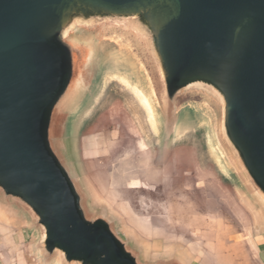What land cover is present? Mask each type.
<instances>
[{"label": "water", "instance_id": "obj_1", "mask_svg": "<svg viewBox=\"0 0 264 264\" xmlns=\"http://www.w3.org/2000/svg\"><path fill=\"white\" fill-rule=\"evenodd\" d=\"M115 45L143 64L169 134L187 105L214 112L264 230V0H0V208L25 220L41 262L193 264L147 254L77 170L72 125Z\"/></svg>", "mask_w": 264, "mask_h": 264}, {"label": "rangeland", "instance_id": "obj_2", "mask_svg": "<svg viewBox=\"0 0 264 264\" xmlns=\"http://www.w3.org/2000/svg\"><path fill=\"white\" fill-rule=\"evenodd\" d=\"M104 60L93 98L71 130V152L93 205L102 201L119 217V231L132 233L147 254L183 249L194 264H219L226 254L232 256L226 264H261L260 216L231 166L225 174L219 165L222 148L214 112L208 106L187 105L170 134L157 112L156 131L149 121L153 116L123 80L151 95L139 58L115 45ZM221 159L227 162L225 156ZM115 179L123 181L115 186L122 194L118 202L106 193ZM126 200L137 218L152 232L159 230L161 237L150 236L143 225L122 215L117 204ZM11 217L18 216L0 208V223L12 231L19 229ZM26 239L29 246L31 240ZM34 257L43 264L38 255Z\"/></svg>", "mask_w": 264, "mask_h": 264}, {"label": "crops", "instance_id": "obj_3", "mask_svg": "<svg viewBox=\"0 0 264 264\" xmlns=\"http://www.w3.org/2000/svg\"><path fill=\"white\" fill-rule=\"evenodd\" d=\"M128 181V180H127ZM123 181L121 180H116L111 186V191L107 190V196L110 197V199L114 202H118L122 196L121 192L115 190V186L122 184ZM99 188V187H98ZM100 189V188H99ZM101 190V189H100ZM103 190V189H102ZM101 190V191H102ZM103 192V191H102ZM102 203V201H101ZM119 209L122 212V215L130 222L134 223L137 225H143L144 229L142 227H139L142 229L144 232L149 233L150 236L152 237H161L162 235L160 234L159 230L151 231L150 228L147 226V224H143V221H140L137 218L136 212L133 210L130 202L128 200L123 201L121 203L117 204ZM171 206V205H170ZM8 217L9 214H7ZM17 218L11 217V220L15 221L17 225L19 226V229L17 230H11L6 228L0 223V264H40V261L38 262L36 260L37 253L34 251V238L32 232H30L27 228L26 222L22 217L18 214ZM140 223V224H139ZM138 227V226H137ZM159 231V232H158ZM25 238L31 240L28 244L25 243ZM26 239V240H27ZM195 247H193L194 249ZM172 250V249H171ZM182 252L185 253L187 256V259L189 262L193 263V257H191L188 251H185L183 249H179ZM223 257H227L226 260H223ZM264 257V256H263ZM232 260L231 255H224L219 258V264H226L229 263ZM194 264V263H193ZM215 264V263H212ZM261 264H264V258L263 262Z\"/></svg>", "mask_w": 264, "mask_h": 264}, {"label": "bare ground", "instance_id": "obj_4", "mask_svg": "<svg viewBox=\"0 0 264 264\" xmlns=\"http://www.w3.org/2000/svg\"><path fill=\"white\" fill-rule=\"evenodd\" d=\"M123 80L125 81V83L128 85V86H132L135 93L140 97V99L143 101L144 105L147 107V110H148V115L150 116V114L153 116L154 120L153 122L149 119L150 123H151V126L154 130H158V126H157V120H156V112H155V106H154V102H153V99L151 97V95L147 94L145 91H143L138 85H132L128 79L126 78H123ZM101 98V97H100ZM103 101V100H101ZM224 157V154L223 152L221 153V158ZM219 159L220 163V167L222 169V171L225 173V174H228L229 172V165L227 162H223L222 159Z\"/></svg>", "mask_w": 264, "mask_h": 264}]
</instances>
